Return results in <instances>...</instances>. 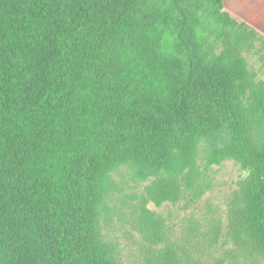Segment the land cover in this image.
I'll list each match as a JSON object with an SVG mask.
<instances>
[{"label": "trees", "instance_id": "1", "mask_svg": "<svg viewBox=\"0 0 264 264\" xmlns=\"http://www.w3.org/2000/svg\"><path fill=\"white\" fill-rule=\"evenodd\" d=\"M262 37L223 0H0V264H118L97 241L109 173L170 181L233 159L222 217L146 264H264Z\"/></svg>", "mask_w": 264, "mask_h": 264}, {"label": "rangeland", "instance_id": "2", "mask_svg": "<svg viewBox=\"0 0 264 264\" xmlns=\"http://www.w3.org/2000/svg\"><path fill=\"white\" fill-rule=\"evenodd\" d=\"M264 37V0H223ZM250 63L255 79L264 81V49ZM223 140H205L198 151L197 174L170 181L131 162L115 167L104 185L98 210V244L118 264H146L150 248L165 240L179 241L196 223L205 230L208 220L222 217L228 199L246 175L231 158L206 165L207 155Z\"/></svg>", "mask_w": 264, "mask_h": 264}]
</instances>
